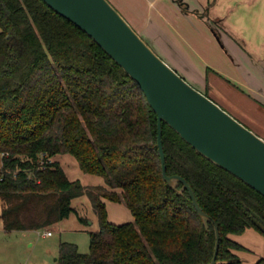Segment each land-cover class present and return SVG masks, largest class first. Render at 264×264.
<instances>
[{"label":"trees","instance_id":"trees-1","mask_svg":"<svg viewBox=\"0 0 264 264\" xmlns=\"http://www.w3.org/2000/svg\"><path fill=\"white\" fill-rule=\"evenodd\" d=\"M207 95L208 93L205 92ZM158 116L138 82L88 33L44 0H0V197L7 230L52 225L87 195L99 228L90 249L62 241L59 264H242L231 238L253 227L264 235V195L204 156ZM71 154L104 184L71 179L53 156ZM183 183H179L180 188ZM107 200L134 220L115 223ZM85 220L84 218H81ZM255 264H264V257Z\"/></svg>","mask_w":264,"mask_h":264},{"label":"water","instance_id":"water-1","mask_svg":"<svg viewBox=\"0 0 264 264\" xmlns=\"http://www.w3.org/2000/svg\"><path fill=\"white\" fill-rule=\"evenodd\" d=\"M44 1L88 33L138 82L158 116V147L165 180L180 193L189 190L207 227L210 216L200 206L188 181L179 174L167 173L163 121L204 156L264 195V138L187 81L110 0ZM180 182L183 185L178 188ZM219 241L216 227L211 264L216 263Z\"/></svg>","mask_w":264,"mask_h":264},{"label":"rangeland","instance_id":"rangeland-1","mask_svg":"<svg viewBox=\"0 0 264 264\" xmlns=\"http://www.w3.org/2000/svg\"><path fill=\"white\" fill-rule=\"evenodd\" d=\"M110 1L136 30V26L140 28V24L138 22L133 23L124 9L129 7V10L139 11L142 15L144 12L148 15L151 14V8L148 5L149 0H119L125 4V8L120 7L118 0ZM161 1H158L154 9H163L168 17L167 23L174 29V33L178 34L180 41L185 44L193 62L187 60L184 53H177V56H172L171 59L169 53L159 52L149 43L145 38L146 36L140 33L143 38L162 58L169 63L171 62V65L187 81L203 92H207L223 108L264 138V104L258 103L255 98L247 93V88L241 90L236 85L243 81V73L233 60L232 54L224 53L217 44L219 41L217 42L214 38V31L221 27V23H214L213 20L208 22V19L204 18L205 10L201 12L198 6L190 10L191 0H176L175 6L178 8L174 7V12L171 8V0ZM252 1L220 0L217 4V11H227L230 6H238L239 9L242 7L241 13L248 20L254 18L256 21L261 16L264 18V0H255V3ZM196 2L201 4L202 0ZM175 9L179 10V14ZM217 19L216 17L214 20L218 21ZM260 22L264 24V20H260ZM255 30L256 27L248 24L247 33L251 34ZM57 156L71 177L79 179L83 184L86 181H92L93 178L95 180L103 178L83 172L71 154H58ZM1 163L2 156L0 155V165ZM108 202L111 216L114 217L115 222L130 221L132 213L126 205L124 206L128 212L127 215L118 209V204ZM73 206L76 209L68 217L56 222L57 224L28 230L0 229V264H59V249L62 241L74 242L78 245L79 251L87 253L90 249V232L99 228L98 218L87 195L73 199ZM47 228L52 230V235L43 234ZM250 257L244 256L243 263L249 264L250 260L248 259Z\"/></svg>","mask_w":264,"mask_h":264},{"label":"crops","instance_id":"crops-1","mask_svg":"<svg viewBox=\"0 0 264 264\" xmlns=\"http://www.w3.org/2000/svg\"><path fill=\"white\" fill-rule=\"evenodd\" d=\"M158 1L161 0H149L148 5L151 8L150 15H148V13L146 12H144L142 15V13H139V11L135 12L132 9L129 10V7H127L128 9L125 8L126 7L125 4H123V2H120L119 0L118 3L120 4V7L125 8L124 12L133 23L138 22L140 24V28L135 25L137 31L143 34L144 36H146L145 38L149 41V43H151L159 52L163 51L169 53L171 59L173 58L172 56H177V53L178 54L184 53L185 56L187 57V60L193 62L192 57L189 56L191 55L189 54L190 53L189 50L186 49L185 44L182 41H180L181 39L179 38L178 34L174 33L173 31L174 29L171 27V25L167 23L168 17L163 11V9H159V10L154 9L155 8L154 6L157 5ZM196 1L197 0H191L189 6L190 10L198 6L201 12L205 10L204 18H207L208 22H211L213 20L212 22L214 23H221V27L217 29L218 33L217 31H214V38H216L217 42L219 41L217 44H219V47L222 49L224 53L232 54V56L234 57L233 60L235 61L236 65L240 68L241 73H243L242 75L243 81L238 84H236L235 82V84L241 90H246L245 88H247L248 89L246 90L247 93H249L253 98H255V100L258 103L261 102L262 104H264V24L260 22V20H264V18L261 16L260 19L257 18L256 21H254L255 20L254 18L248 20L247 17H244L243 14L241 13L242 7H240L239 9L238 6H230V8L227 11H219V10L217 11L218 9L217 4L220 0H202L201 4ZM175 2L176 0H171L172 3L171 8L173 12H174L173 10L174 7H176V9L178 8L177 6H175L176 5ZM255 2H256L255 0L252 1V3ZM176 11L178 12L177 14H179V10ZM216 17L218 18L217 19L218 21L214 20ZM248 24L249 26L253 25L254 27H256L255 32L251 34L247 33ZM169 64L171 65V62ZM172 64L175 65L174 63ZM52 159L58 160V156L57 155L53 156ZM1 166L2 163L0 165V168ZM62 166L64 167L63 164ZM64 169L71 179H75L71 177V175L68 173L65 167ZM86 183L88 185L106 184L104 178H100L96 180L95 178H93L92 181H86L85 184ZM108 201L109 200H107L109 218L113 222H115L114 217L111 216ZM113 203L118 204L119 205L117 206L118 209L122 213H126L127 215L128 212L124 206L125 205L124 203L122 202H113ZM4 206H5L4 200L1 199L0 197V229L7 230L5 228L4 219L2 217ZM133 220L134 217L132 214L130 221ZM49 231H51L50 234L48 233ZM43 234L52 235V230L50 228H47L43 232ZM230 236L231 238H233L234 240H236L246 248L245 250L235 251L241 257L242 263L244 262L243 259L244 256H251L250 259H248L250 260L249 264H255L260 258L264 257V235L261 234L255 228L249 227L241 234H231Z\"/></svg>","mask_w":264,"mask_h":264},{"label":"built area","instance_id":"built-area-1","mask_svg":"<svg viewBox=\"0 0 264 264\" xmlns=\"http://www.w3.org/2000/svg\"><path fill=\"white\" fill-rule=\"evenodd\" d=\"M49 234L51 233V231L48 232Z\"/></svg>","mask_w":264,"mask_h":264}]
</instances>
